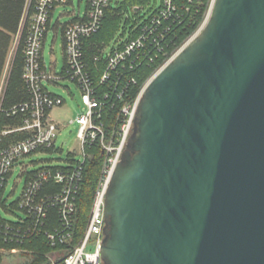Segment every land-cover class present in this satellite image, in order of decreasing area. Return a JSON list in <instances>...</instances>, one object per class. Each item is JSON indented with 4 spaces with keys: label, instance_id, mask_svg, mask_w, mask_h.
I'll return each mask as SVG.
<instances>
[{
    "label": "water",
    "instance_id": "1",
    "mask_svg": "<svg viewBox=\"0 0 264 264\" xmlns=\"http://www.w3.org/2000/svg\"><path fill=\"white\" fill-rule=\"evenodd\" d=\"M105 221L104 264H264V0H215L146 86Z\"/></svg>",
    "mask_w": 264,
    "mask_h": 264
},
{
    "label": "built area",
    "instance_id": "2",
    "mask_svg": "<svg viewBox=\"0 0 264 264\" xmlns=\"http://www.w3.org/2000/svg\"><path fill=\"white\" fill-rule=\"evenodd\" d=\"M111 1L89 0L83 17L78 15L65 25L58 22L54 42L60 34L64 56V66L60 73L57 72L56 64L47 66L44 49L48 33L54 28L52 20L55 10L72 0H39L33 13L30 14L28 6L23 17L27 32L24 42V80L31 99L5 112L8 116H20L22 121L19 126L7 127L4 136L21 133L25 138L0 153V190L8 183L15 168L23 166L24 158L45 153L47 149L57 150L58 138L69 126L78 128L77 139L81 155L80 161L69 160L66 167H44L32 173L26 172L25 187L19 204L23 217L16 218V222L0 220V239L7 243L22 246L36 237H46L54 250L44 256L46 261L42 264H104L101 249L105 238L106 196L115 169L133 134L141 96L149 82L202 31L211 16L215 0L210 3L206 18L198 31L148 79L134 101L122 103L119 113L120 128L109 132L106 125L111 111L124 100V86L130 83V80H126L127 70L138 65L142 58L140 53L145 50L147 42L159 45V39L164 37L168 29L160 32L164 21L174 19L178 8L177 0H162L161 11L151 25L144 28L143 34L123 50L107 53L106 68L98 74L96 64L100 62V58L95 57L93 66H90L85 41L100 30ZM62 82L72 83L80 93L82 111L68 123L57 121L53 116V111L63 108L66 101L49 89L50 86L59 87ZM106 84H110L109 90L102 91ZM71 96L75 97L73 94ZM91 147L101 148L105 158L90 219L83 236L77 238L76 198L83 183L86 161L92 156L89 150ZM50 188L52 190L48 192ZM45 189H48L47 192L41 195ZM29 253L21 248L10 251L12 256H27Z\"/></svg>",
    "mask_w": 264,
    "mask_h": 264
},
{
    "label": "trees",
    "instance_id": "3",
    "mask_svg": "<svg viewBox=\"0 0 264 264\" xmlns=\"http://www.w3.org/2000/svg\"><path fill=\"white\" fill-rule=\"evenodd\" d=\"M38 1L39 0H0V84L12 49V44L20 32L26 9L30 6L29 12L32 14ZM151 1L152 0H125L121 8H113L110 4L106 9L100 30L85 41V52L90 66H93L95 57L100 58V62L96 64L98 74L103 72L106 68V48L112 40H114L120 28L123 12L128 8H132L134 11V16L128 18L126 21V26L131 29L129 32L126 29L124 33H129L130 36L127 41L123 42L111 52L123 50L127 44L136 40L143 34L144 28L151 25L152 20L159 14L162 8L159 7L149 19L142 21L143 17L141 16V12L151 5ZM211 2L212 0H192V2L188 0L176 1L178 8L173 17L174 19H171L169 22L164 21L160 29V32H164L165 29L168 28L164 37L159 39V45L156 43L152 44L150 41L147 42L145 50L140 53L142 58L138 65L132 70H127L126 80H130V83L124 86V100L116 106L113 112L111 111L110 118L109 120L107 119L108 122L106 127L109 129V132L112 130H119L120 128L121 119H119V113L122 103L127 100L134 101L148 79L198 31L206 18ZM26 33V30L22 33L7 80L5 95L1 105L2 111L0 112V131L3 129L5 130L7 127H16L21 124L22 119L20 116H8L5 112L17 105L27 103L31 99L24 80L26 65L24 42ZM109 87L110 84H106L102 88V91L109 90ZM24 138L25 135L21 133L0 136V153L11 144ZM89 150L92 156L86 161L83 183L76 198L77 220L75 222V234L77 238L83 236L90 219L91 209L101 179L105 158L101 148L91 147ZM50 151L53 152L56 151V149H47L45 153ZM7 184L6 182L0 190V207L3 208L4 211L8 210L4 201ZM47 190L48 189L43 190L41 195H44ZM50 190H52V188H50L48 192H50ZM19 204L20 200L14 204L13 207L19 210ZM0 220L5 221L1 216ZM13 222L16 221L14 220ZM15 248L26 249L30 252L27 256L30 257L29 255H31L34 258L30 264H42L46 261L44 256L54 250L49 246L45 236L36 237L32 242L29 241L22 246L7 243L0 239V264H5L6 255L3 251H11ZM65 251L68 252L69 250Z\"/></svg>",
    "mask_w": 264,
    "mask_h": 264
},
{
    "label": "rangeland",
    "instance_id": "4",
    "mask_svg": "<svg viewBox=\"0 0 264 264\" xmlns=\"http://www.w3.org/2000/svg\"><path fill=\"white\" fill-rule=\"evenodd\" d=\"M89 0H72L67 5H62L57 7L54 13V18L52 20V26L58 22L61 25H65L71 22L75 17H83L85 15L87 4ZM125 0H112L111 6L113 8H121ZM162 0H152L151 5L142 10L141 16L143 20L149 19L158 9L161 7ZM134 16V11L132 8H128L123 12V19L120 25V28L115 35L114 40L106 48V52L109 53L113 49L117 48L123 42L127 41L130 34H124L127 29L130 31V27L126 26V21L128 18ZM125 35V36H124ZM55 31L51 30L48 33V37L45 43L44 49V59L48 67H52L53 64H56L57 72L60 73L64 66V56H63V41L58 35V39L54 42ZM19 35L14 39L12 44V49L9 55V66L11 68L15 53L19 46ZM11 71V69H10ZM10 74V73H9ZM7 83L2 87L3 93L0 99V108L3 101V96L5 95ZM50 91L60 97H62L66 104L61 109H55L53 111V116L57 121H62L68 123L72 118L77 116L78 113L82 111L81 102H80V93L76 87L69 82H62L59 87L50 86ZM74 95L73 98L71 95ZM77 126H69L64 129L61 136H59L57 141V150L53 152H41L29 157L24 158L23 166L18 165L13 171L12 176L10 177L6 190L4 201L7 207V211H4L0 207V216L9 222H13L16 217H23V214L16 210L13 205L16 204L22 197L24 187H25V173H32L38 169L44 167H66V163L69 160L80 161V145L77 139ZM5 130L0 131V136H4ZM5 253V264H26L32 262L34 258L29 255H10V251H3Z\"/></svg>",
    "mask_w": 264,
    "mask_h": 264
},
{
    "label": "crops",
    "instance_id": "5",
    "mask_svg": "<svg viewBox=\"0 0 264 264\" xmlns=\"http://www.w3.org/2000/svg\"><path fill=\"white\" fill-rule=\"evenodd\" d=\"M25 15V14H24ZM25 18H23V20H22V24H21V29H20V32H19V39L21 38V36H22V33L24 32V26H25ZM57 25H58V23L57 24H55L54 25V28H53V30L55 31V34H56V32H57ZM11 55V54H10ZM9 58H10V60H11V57H8V60H7V65H6V68H5V72H4V75H3V78H2V82H1V84H0V96L2 95V93H3V89L4 88H2L6 83H7V80H8V77H9V73H10V66H9Z\"/></svg>",
    "mask_w": 264,
    "mask_h": 264
}]
</instances>
